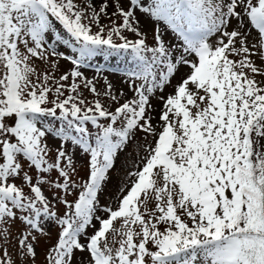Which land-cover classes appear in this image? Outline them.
I'll list each match as a JSON object with an SVG mask.
<instances>
[{"label":"snow or ice","instance_id":"snow-or-ice-1","mask_svg":"<svg viewBox=\"0 0 264 264\" xmlns=\"http://www.w3.org/2000/svg\"><path fill=\"white\" fill-rule=\"evenodd\" d=\"M108 7L0 0V264H34L53 223L45 264H73L77 251L89 254L87 264H264V80L256 79L264 77V0H113L110 15ZM137 11L156 25L152 45ZM57 22L74 55L51 42ZM169 32L175 43L165 41ZM101 52L135 62L125 73L134 95L122 104L107 80L100 93L79 70ZM61 58L73 67L58 79L33 66L57 68ZM181 67L188 71L172 85ZM82 78L114 110L81 98ZM168 86L153 124L151 96ZM49 138L59 140L54 155ZM133 142L144 154L131 161L116 208L100 206L115 160Z\"/></svg>","mask_w":264,"mask_h":264},{"label":"rangeland","instance_id":"rangeland-1","mask_svg":"<svg viewBox=\"0 0 264 264\" xmlns=\"http://www.w3.org/2000/svg\"><path fill=\"white\" fill-rule=\"evenodd\" d=\"M109 7L107 9V12L109 15L114 11V8L112 7L113 0H106ZM76 3L78 5L81 4V0H76ZM86 3V0H85ZM93 4L97 7H99L100 0H93ZM127 7V5H125ZM87 10V9H86ZM136 18L139 20L140 23V30L142 33L146 35V42L149 45L153 44V36H154V30L156 25L153 23V21L150 18H146L141 12H136ZM111 20H115L117 23H120V20L118 17H111ZM87 22V21H85ZM110 19L109 16L101 15L100 23L103 25H110ZM233 25H235V21H233ZM93 31H96L97 28L95 25L93 26ZM231 30V28L229 29ZM124 35H126L129 39H136L135 35L129 32H125ZM51 42L57 46V50L60 52H64L65 55H74L72 48H70L67 44H64L63 41L65 39H69L67 34L62 29V26L56 23L54 29L51 32ZM114 41L116 43L120 42L119 38L114 36ZM251 40V37L249 38ZM165 41L167 43H175V36L173 33L169 32L167 35H165ZM233 59H236V57H232ZM52 59H56L53 57ZM257 64L259 65L260 62L257 60ZM58 67L57 68H51L50 65L45 64L43 61L39 59H33V66L37 69L38 73H43L45 70L50 71L53 73V75L56 77V79L59 78L60 75L70 71V69L73 67L71 65L70 61L66 59H59L58 60ZM135 67V62L132 60L129 53L126 52H120V53H111L109 55H104L102 52L98 53L96 56L92 57L90 60L86 61L85 64L81 65L79 70L83 73V77H86L87 79L93 80L95 83V86L97 88V91L100 93H103L105 91V80L109 82L112 85V93L114 95H117L119 97V103H123L125 100L131 99L134 95V93L129 88V81L126 77L125 73L128 71H131ZM188 71L186 67H181L179 72H177L174 77L171 80V84L175 85L178 84L181 80V77ZM256 79L258 81L264 80V77L257 76ZM66 87L64 91V95L67 96L69 93L67 91V85L72 83L71 78L69 81L65 82ZM80 83L79 92L81 94V98L85 99L88 102H92L95 99L99 98L101 102L104 104L105 107L109 108L110 110H114V108L117 106L116 103L111 102L109 98L101 95L99 97H96L94 94H92L88 89L83 87V78ZM139 83V81H137ZM174 89L171 86L165 87L162 91H157L155 94L151 96V104H152V111L151 116L153 117V124L157 123L158 116H159V110L162 108V103L160 101V96H164L165 98L167 95L173 93ZM122 93V95H121ZM53 95L49 94V99H53ZM64 97H61L63 99ZM56 122L53 121V125H55ZM151 137H148V140H150ZM136 140L140 142V144H146L147 140L144 139V134L142 132H137ZM47 143L52 148V153L50 155H54L55 149L59 144L58 139L49 138ZM130 151L125 153L121 152L119 157L115 160V168L110 172V180L108 183L104 186V189L102 192L99 193V205L100 206H111L113 209L117 206V196L119 194L120 187L123 186L124 183H126V172L132 167L131 161L135 159L137 153L139 155H143V151L139 148L138 145L135 144V142L130 143L128 145ZM128 156L130 159L129 161L125 160V156ZM75 164L76 167L79 170V175L75 176L74 179L78 182L81 180V177L84 176V164L85 159L83 158L82 154L77 153L75 157ZM50 175H55V173H51ZM19 183V181H17ZM27 190V189H26ZM45 195H47L50 199L52 198V189L48 188L45 190ZM60 195H65L63 191L61 190ZM67 199L69 201L74 200V196L72 194L67 195ZM152 204H149V207H152ZM56 207L60 210V213L63 214V211H65L64 205L56 204ZM96 215L106 218V213L103 211H97ZM93 224L96 225V227H99L98 223L93 220ZM59 231V226L55 225L54 223L51 225L45 224V234H48V237H46L44 234H41L39 241L35 244V258H34V264H45L46 259V249L49 247V245L55 241L57 233ZM88 233L91 234L93 232V228L90 226L87 229ZM13 232H15V229H13ZM8 250L13 254L16 255L15 250L9 246ZM89 254L87 252H79L77 251L75 253V256L73 258V264H87ZM21 264H24L23 257L20 258ZM28 260L31 262L33 260L32 257H29Z\"/></svg>","mask_w":264,"mask_h":264},{"label":"trees","instance_id":"trees-1","mask_svg":"<svg viewBox=\"0 0 264 264\" xmlns=\"http://www.w3.org/2000/svg\"><path fill=\"white\" fill-rule=\"evenodd\" d=\"M49 83H51V81H50ZM48 106H51V105H48ZM93 130H94V129H93Z\"/></svg>","mask_w":264,"mask_h":264}]
</instances>
